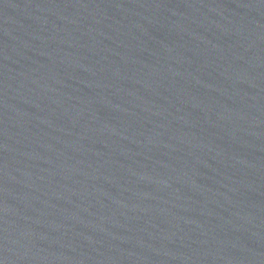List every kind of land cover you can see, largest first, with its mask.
I'll list each match as a JSON object with an SVG mask.
<instances>
[{
  "label": "water",
  "instance_id": "95a60500",
  "mask_svg": "<svg viewBox=\"0 0 264 264\" xmlns=\"http://www.w3.org/2000/svg\"><path fill=\"white\" fill-rule=\"evenodd\" d=\"M0 264H264V0H0Z\"/></svg>",
  "mask_w": 264,
  "mask_h": 264
}]
</instances>
